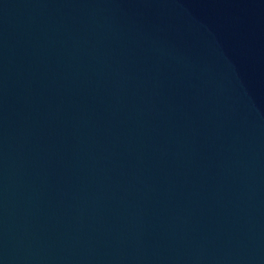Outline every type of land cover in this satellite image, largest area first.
I'll return each mask as SVG.
<instances>
[{
  "label": "water",
  "instance_id": "1",
  "mask_svg": "<svg viewBox=\"0 0 264 264\" xmlns=\"http://www.w3.org/2000/svg\"><path fill=\"white\" fill-rule=\"evenodd\" d=\"M0 264H264V0H0Z\"/></svg>",
  "mask_w": 264,
  "mask_h": 264
}]
</instances>
